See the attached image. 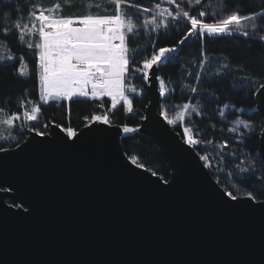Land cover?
Masks as SVG:
<instances>
[{
    "label": "water",
    "instance_id": "1",
    "mask_svg": "<svg viewBox=\"0 0 264 264\" xmlns=\"http://www.w3.org/2000/svg\"><path fill=\"white\" fill-rule=\"evenodd\" d=\"M146 93L138 132L168 184L131 164L120 126H84L71 147L53 139L64 136L55 125L45 138L28 132L0 152V264H264V212L225 206L196 150L160 116L158 82ZM254 101L264 123V90Z\"/></svg>",
    "mask_w": 264,
    "mask_h": 264
},
{
    "label": "snow or ice",
    "instance_id": "2",
    "mask_svg": "<svg viewBox=\"0 0 264 264\" xmlns=\"http://www.w3.org/2000/svg\"><path fill=\"white\" fill-rule=\"evenodd\" d=\"M201 3L202 0H157L151 6H146L134 0H107V4L111 5V11L109 12L106 6L101 13L96 0H84L82 4L84 11L81 14L64 15V7H72V0H56L51 5L29 0L28 5H25L28 9L25 21L20 17H14V13L22 10L14 7L9 0L8 4L0 5L2 8L0 17L3 18L0 20V42L8 45V37L15 35L21 46L26 45L28 49H35L39 100L43 104L50 101L74 102L75 98H85L103 107L104 98H109L113 113L118 107H122L125 114H130L134 110L133 94L138 95L142 91H138L135 86L137 79H140L142 84H150L153 80L158 82L159 96L166 97L170 91L166 81L153 72V69L171 59V54L177 53L179 46L184 45L190 38H198L203 47L205 37L232 36L238 33L244 37L256 35L258 42L264 43V24L257 23V20L264 21V11L241 14L238 10H231L212 22H205L207 17L205 10H200L197 15L188 10L191 7L195 11V7ZM163 4L170 7H163ZM180 23H184L186 27L181 38L170 46H157L159 33L168 32L170 25ZM145 31L149 34L151 52L150 55L137 59L141 53H147L149 48L130 46V41L141 37ZM152 34H157L156 38H153ZM199 63L203 67L205 60L201 59ZM0 65L13 66L18 76L29 75V71H26L29 66L24 57L14 55L10 46L9 54H0ZM196 79H200L199 74ZM259 89L264 90V82L259 85ZM190 91L196 93L197 87H190ZM24 95L27 96L28 93ZM178 107L179 110L171 118L168 111L161 109L160 116L168 125L184 123L186 117L193 114L202 115L198 104L184 103ZM21 108L22 116L18 112L7 113L5 109L0 108V124L7 125L9 129L20 127L21 132L34 133L36 137H47L50 134L48 124L42 128L30 126L33 122H39L41 106L33 104L28 110L25 102L21 101ZM220 115H224L223 110L220 111ZM16 121H20L19 126L16 125ZM113 123L108 111L101 114L94 112L84 117L85 127L90 131L93 125L112 126ZM55 127L64 133V136L52 134L53 139L69 147L83 135L82 131L78 134L71 126L56 124ZM261 128H264V123L261 124ZM241 129L248 133L247 138H252V135L256 134L253 123L239 118L228 131L243 135ZM122 131L132 133L136 129L123 125ZM259 136L264 141V131L260 132ZM12 138L11 135L0 136V139L5 140ZM183 138L184 142L192 147L201 143L195 138V134H192L189 126L183 127ZM207 143L211 144L212 141ZM225 147L226 143L220 144L221 149ZM7 151L0 147V152L7 154ZM259 159L264 165V147L260 150ZM200 160L208 161V157L201 155ZM130 162L136 168H144L136 156H132ZM255 164V157L240 160L236 165V171L241 175L235 178L238 180L254 178ZM204 166L210 167V164L205 163ZM151 175L156 176V172L152 171ZM261 176H264V168L261 169ZM164 184L167 185L168 181H164ZM259 192L264 195V188H260ZM221 195L226 197L222 202L229 208L243 206L252 211L264 212V200H258L253 191L245 192L243 197L231 190H224Z\"/></svg>",
    "mask_w": 264,
    "mask_h": 264
},
{
    "label": "trees",
    "instance_id": "3",
    "mask_svg": "<svg viewBox=\"0 0 264 264\" xmlns=\"http://www.w3.org/2000/svg\"><path fill=\"white\" fill-rule=\"evenodd\" d=\"M54 1L36 0L37 3L45 5H51ZM83 2L84 0H72V7H64V15L81 14L84 11ZM134 2L151 6L157 0H134ZM8 3L9 0H0V5ZM28 3L29 0H11L14 7L22 10L14 13V17H20L26 21L28 9L25 5ZM96 4L101 13L104 12L106 6L107 10L111 11V5L107 4V0H96ZM162 6L170 7L167 4ZM188 10L194 15H197L200 10H205L207 13L205 22H212L231 10H238L241 14L264 11V0H202L201 5L195 7V11L191 7ZM2 19L0 17V20ZM4 22L7 23V21ZM257 23L264 24V21L257 20ZM185 31L184 23L170 25L168 32L159 33L157 46L175 44ZM148 36L149 34L145 31L141 37L130 41V46L149 48L147 53H141L137 59L150 55L151 46ZM152 36L156 38L157 34H152ZM9 46L14 55L24 57L29 66L26 69L29 75L27 77L18 76L13 66L0 65V108L5 109L7 113L18 112L22 116L21 101L25 102L27 109L35 104L41 106V114L39 122H33L30 126L42 128L45 124L49 126L60 124L71 126L76 131L85 126V116H90L94 112L101 114L108 111L114 122L113 125L120 127L127 125L136 129L135 132L125 133L121 138L124 154L129 159L136 156L145 169L155 171L156 176L163 181L169 179V169L161 160L156 146L150 138L138 132L140 120L148 103L146 84H142L140 79L135 80V86L138 91H142L138 95L133 94L134 110L130 114H125L122 107H118L113 113L108 98H104L103 107L85 98H75L74 102L50 101L43 104L39 100L35 49H28L26 45L21 46L16 41L15 35L8 37V45H0V53L3 54L1 52L3 48L8 54ZM201 53H206V55ZM201 59L205 60L203 67L199 63ZM198 74L199 80L196 79ZM158 75L165 79L166 86L170 90L166 97H161L159 107L168 111L170 117L178 111V106L184 103L199 105L202 115L189 116L187 126L192 129L195 138L201 141L193 148L199 156L208 157V161H203V163L210 164L207 168L217 184L240 197H243L247 191H253L258 200H264V195L259 192L260 188H264V176H261V169L264 165L260 163L258 150L262 123L255 110L254 101L256 90L264 82V43L258 42L256 35L244 37L237 33L232 36L205 37L202 47L201 41L193 37L184 45L179 46L177 53L171 54V59L160 67ZM193 86L197 87L196 93L190 91V87ZM26 92L27 96L24 95ZM225 105L228 107L226 108ZM221 110L224 111L223 116L220 115ZM237 118L255 125L256 134L252 135V138H247L248 133L243 129L240 130L243 135L228 131ZM16 125L19 126L20 121H16ZM173 128L183 138L181 127L175 125ZM27 134V131L21 132L20 127L9 129V135L13 138L9 142H0V147L14 148L25 140ZM207 141H212V143L208 144ZM221 143H226L227 147L221 149ZM253 157L256 158L254 178L236 179L235 177L241 175L236 171L239 161Z\"/></svg>",
    "mask_w": 264,
    "mask_h": 264
},
{
    "label": "rangeland",
    "instance_id": "4",
    "mask_svg": "<svg viewBox=\"0 0 264 264\" xmlns=\"http://www.w3.org/2000/svg\"><path fill=\"white\" fill-rule=\"evenodd\" d=\"M56 2V0L54 1V3ZM1 46H3V44H0ZM1 52L4 54V55H7V53L5 52V50L3 48H1ZM1 54V53H0ZM9 54V53H8ZM27 71V70H26ZM31 108V107H30ZM30 108L28 110H30ZM159 110L161 111L160 107H159ZM179 110V108H178ZM175 115V112L171 115L174 116ZM170 117V118H171ZM189 118L186 117V121L184 123H181V122H178V125L181 127V130H182V134H183V127L184 126H187V119ZM18 122V121H17ZM172 127L175 126V125H171ZM0 136H4V137H8L10 136L9 135V127L7 125H3V124H0ZM184 139V138H183ZM10 139H0V142H9ZM12 140V139H11ZM203 162V161H202ZM204 164V163H203ZM205 165V164H204ZM207 168V167H206ZM208 169V168H207Z\"/></svg>",
    "mask_w": 264,
    "mask_h": 264
}]
</instances>
